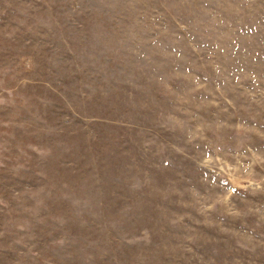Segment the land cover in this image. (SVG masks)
Instances as JSON below:
<instances>
[{
	"label": "rangeland",
	"instance_id": "1",
	"mask_svg": "<svg viewBox=\"0 0 264 264\" xmlns=\"http://www.w3.org/2000/svg\"><path fill=\"white\" fill-rule=\"evenodd\" d=\"M0 264H264V0H0Z\"/></svg>",
	"mask_w": 264,
	"mask_h": 264
}]
</instances>
